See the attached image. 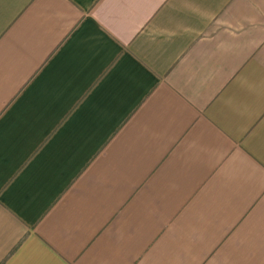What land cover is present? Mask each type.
<instances>
[{
  "label": "crops",
  "instance_id": "1",
  "mask_svg": "<svg viewBox=\"0 0 264 264\" xmlns=\"http://www.w3.org/2000/svg\"><path fill=\"white\" fill-rule=\"evenodd\" d=\"M0 264H264V0H0Z\"/></svg>",
  "mask_w": 264,
  "mask_h": 264
}]
</instances>
